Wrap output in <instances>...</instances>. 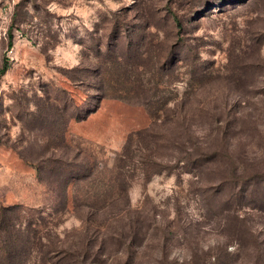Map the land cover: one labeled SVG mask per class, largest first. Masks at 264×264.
Instances as JSON below:
<instances>
[{
  "label": "rangeland",
  "instance_id": "obj_1",
  "mask_svg": "<svg viewBox=\"0 0 264 264\" xmlns=\"http://www.w3.org/2000/svg\"><path fill=\"white\" fill-rule=\"evenodd\" d=\"M107 46L130 61L143 54L144 76L163 82L159 92L169 105L186 100L197 113L188 125L196 143L213 145L221 126L230 153L201 174L175 170L134 180L128 202L136 239L127 247L109 234L108 250L92 261L264 264V0H0V67L6 52L10 62L0 78V201L45 208L49 217L54 198L29 161L48 156L46 142L61 135L55 105L66 100L57 97L70 99L68 115L85 100L93 105L92 86L64 73L92 68ZM162 55L171 57L164 69ZM151 122L136 98H105L87 118L70 119L64 135L107 158ZM234 187L250 193L232 195ZM87 214L67 212L57 232L82 229ZM106 216L93 224L119 233V221L103 224Z\"/></svg>",
  "mask_w": 264,
  "mask_h": 264
},
{
  "label": "trees",
  "instance_id": "obj_2",
  "mask_svg": "<svg viewBox=\"0 0 264 264\" xmlns=\"http://www.w3.org/2000/svg\"><path fill=\"white\" fill-rule=\"evenodd\" d=\"M174 20L181 30L183 23L179 16L174 15ZM17 21L18 17L14 15L8 32V50L13 46L15 34L12 28ZM142 55L140 61L139 57L130 61V58L111 54L108 47L106 54L99 50L92 68L79 64L66 69L64 74L72 82L92 86L96 91L94 103L89 105L91 103L85 100L72 115H68L70 99L56 98L66 100L63 105H55L56 116L63 122L61 135L46 142L50 152L48 156L42 155L29 161L46 184L47 191L52 193L54 207L47 218L44 216L45 208L28 207L22 203L6 205L0 201V264H95L92 258L100 257L103 250H108L109 234H118L120 242L127 247L130 245L126 240L132 243L131 240L134 241L138 235V220L132 221L128 202L129 189L134 180L143 178L149 181L156 174L174 173L175 170H178L179 176L183 171L192 170L201 174L213 166L220 167L224 154L230 153L221 136V126L215 129L217 137L213 145L196 143L188 125L197 113L187 108L186 100L169 105L170 101L159 92L163 82L152 84L144 76L142 69L146 62ZM170 58L169 55L161 56V68H165L163 64L167 65ZM9 68L6 52L0 67V78ZM93 80H96L95 83ZM105 98H136L148 106L152 116L148 127L131 132L122 149L107 158L99 151L82 148L80 143L64 135L70 119L79 121L87 118ZM216 114L217 111L213 112V115ZM234 188L232 195L244 197L250 193L249 189L245 193L246 188L243 187ZM70 211L76 216L84 211L88 214L86 218L81 217L84 223L82 229H74L72 234L61 236L56 230L57 225L61 217ZM103 213L107 215L102 219L103 224L119 221V233L112 227L93 224L92 221ZM124 218L129 219L125 225Z\"/></svg>",
  "mask_w": 264,
  "mask_h": 264
}]
</instances>
